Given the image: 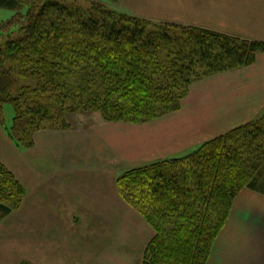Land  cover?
I'll return each instance as SVG.
<instances>
[{
	"label": "trees",
	"instance_id": "trees-1",
	"mask_svg": "<svg viewBox=\"0 0 264 264\" xmlns=\"http://www.w3.org/2000/svg\"><path fill=\"white\" fill-rule=\"evenodd\" d=\"M23 6L26 15L13 21L18 38L0 45V120L17 148H32L41 130L68 129L66 118L77 113L147 124L177 112L194 83L264 55V41L154 22L98 2L0 0V7ZM5 106L13 111L9 125ZM263 172L264 111L185 156L120 175V198L154 231L142 264H207L235 198L245 188L264 190ZM25 194L0 163L1 218Z\"/></svg>",
	"mask_w": 264,
	"mask_h": 264
},
{
	"label": "crops",
	"instance_id": "crops-1",
	"mask_svg": "<svg viewBox=\"0 0 264 264\" xmlns=\"http://www.w3.org/2000/svg\"><path fill=\"white\" fill-rule=\"evenodd\" d=\"M120 1L127 5L121 7L125 12L140 18L264 41V0H135L133 5ZM263 111L264 55L260 54L251 66L194 83L177 112L147 124L83 117L82 128L74 129L69 123L66 131L37 132L32 148L19 149L0 122V162L26 188L19 210L7 218L20 213L21 227L31 235L30 230H35V240L27 237L26 246L34 243L37 254L51 251L57 255L51 260L60 261L68 254L71 262L123 264L128 258L124 264H142L154 231L120 198L117 178L136 167L185 156L202 143L258 119ZM89 136L103 141L99 149L107 153H101L100 163L94 158L69 156L70 147L85 145ZM58 147L60 151L55 152ZM54 212L66 213L68 220L49 214ZM77 213L91 214L97 229L106 232L85 237L87 226ZM113 223L119 232H107ZM76 226H80L79 234L78 230L74 233ZM107 234L120 238L118 244L110 242L113 249L109 240L106 243ZM61 245L66 248L64 253ZM207 264H264V190L240 191Z\"/></svg>",
	"mask_w": 264,
	"mask_h": 264
},
{
	"label": "rangeland",
	"instance_id": "rangeland-1",
	"mask_svg": "<svg viewBox=\"0 0 264 264\" xmlns=\"http://www.w3.org/2000/svg\"><path fill=\"white\" fill-rule=\"evenodd\" d=\"M81 4L88 5L92 2H98L104 5L105 7L114 9L119 12H123L129 15L128 12H125L121 7L127 6L125 4V1L121 5L122 1H111V0H79ZM129 5L136 4L135 0H127L126 1ZM129 7V6H128ZM28 11V8L23 6V7H16V8H4L0 7V45L3 46L9 39H16L19 36V30L17 25L13 23L15 20L22 21V18L26 15ZM135 16V15H133ZM18 17V18H17ZM17 18V19H16ZM149 20V19H147ZM153 21V20H150ZM12 22V23H10ZM154 22H163V21H154ZM165 23H170V22H165ZM171 24H176V23H171ZM180 26L184 27H195V26H187V25H181L177 24ZM200 28V27H198ZM204 29V28H203ZM208 30V29H207ZM213 31V30H212ZM24 84V82L20 79L17 84L13 86L12 89V94H15L16 90H19V88ZM5 123L9 125L13 119V111L10 106H5ZM82 117V118H81ZM84 118H89L93 119L96 121L103 120L102 117L100 116L99 113L92 112V113H77L73 115H69L66 119L67 122L71 124L72 128H77V126H80L82 128L84 121L82 120ZM1 122V120H0ZM2 125V124H1ZM3 127V125H2ZM4 129V127H3ZM70 129V127L68 128ZM66 129V130H68ZM66 130H41V131H66ZM40 132V131H39ZM6 134V133H5ZM7 136V135H6ZM75 142V138L72 139ZM65 140H62L64 142ZM77 142V141H76ZM103 141L101 140H96L93 136H89L86 138L85 145H76V147L71 146L69 149V156L74 157V158H80V157H87V158H94L96 164L100 163L101 160V153H107L105 149H99L98 144H101ZM23 149V148H19ZM59 152L60 149L56 148L55 152ZM1 163V162H0ZM10 173L15 177V179L23 186L24 190H26L25 186L17 179L16 175L3 163H1ZM263 181H264V172H263ZM26 185V182H25ZM264 186V182L263 185ZM82 192L84 188H79ZM78 189L76 190V194L78 193ZM26 192V191H25ZM76 209V208H75ZM19 210V209H18ZM17 211V210H16ZM80 213V212H78ZM75 214L77 217L80 218L81 221H84L86 223L87 228L84 230L85 231V237L92 236L94 233H102L104 234L106 230L104 228L102 229H97L95 222L96 219L95 217L91 216V214ZM32 213L31 215H33ZM49 214H60L59 219L61 221L63 220H68L67 214L66 213H59V212H54V213H49ZM81 215H84L85 218H81ZM8 216L1 218L0 216V264H21L23 262H27L29 264H94L93 262L90 261H75L71 262V258L68 254H63V261L60 260H51L50 258L57 256L56 254H53L51 251H42L40 253H36V245L34 246V243L32 245H29L28 247L26 246V238L27 237H32V241L35 240L34 237V229L30 230L32 232V235L29 233L28 229H23L21 227V218L20 213L14 214L13 217L7 218ZM90 217V219H89ZM7 218V219H6ZM111 219V218H110ZM69 220H73V218H69ZM77 219V221H80ZM80 221V222H81ZM116 224L113 223L112 229H108L107 232H119V229H116ZM90 226V229L88 228ZM78 230V234L81 232L80 226H76L75 231ZM73 233V231H70ZM119 234V233H118ZM107 240H109L107 242ZM120 238L119 236L113 237L111 236L106 237V243L111 245L110 242H117L118 244ZM127 241V239L125 240ZM107 244V245H108ZM115 246V245H114ZM112 249L113 247L110 246ZM59 249L64 253L66 251V248L64 245L59 246ZM110 250V248H108ZM25 259V260H23ZM48 259V260H47ZM126 260L125 263H128V258H124ZM123 260V264L124 261ZM112 262V261H111ZM110 261L108 263L102 262L101 264H110Z\"/></svg>",
	"mask_w": 264,
	"mask_h": 264
}]
</instances>
